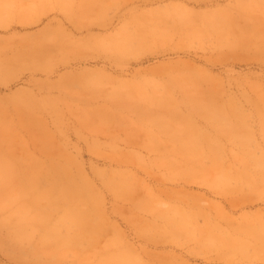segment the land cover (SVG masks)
Masks as SVG:
<instances>
[{
	"label": "rangeland",
	"instance_id": "374dc122",
	"mask_svg": "<svg viewBox=\"0 0 264 264\" xmlns=\"http://www.w3.org/2000/svg\"><path fill=\"white\" fill-rule=\"evenodd\" d=\"M1 205L0 264H264V0H0Z\"/></svg>",
	"mask_w": 264,
	"mask_h": 264
},
{
	"label": "bare ground",
	"instance_id": "6f19581e",
	"mask_svg": "<svg viewBox=\"0 0 264 264\" xmlns=\"http://www.w3.org/2000/svg\"><path fill=\"white\" fill-rule=\"evenodd\" d=\"M181 22H184V23H191L190 22V20L189 19H185V18H181V19H179ZM6 21V20H5ZM5 21H3V22H5ZM210 21V20H209ZM127 47H128V45L126 44V42L125 41H121V43L118 45V50L119 51H125L126 49H127ZM5 204V203H4ZM2 206H4V205H1L0 206V209H3L4 207H2ZM82 218L83 219H92V214H91V211L90 210H88V211H84L83 213H82ZM7 219H9L8 217H7ZM19 219H21V218H19ZM20 222V221H19ZM5 224H7V223H5V222H3V223H0V226H3V225H5Z\"/></svg>",
	"mask_w": 264,
	"mask_h": 264
}]
</instances>
